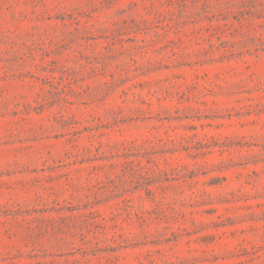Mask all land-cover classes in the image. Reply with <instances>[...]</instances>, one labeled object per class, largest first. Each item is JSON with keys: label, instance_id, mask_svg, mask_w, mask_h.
I'll use <instances>...</instances> for the list:
<instances>
[{"label": "rangeland", "instance_id": "374dc122", "mask_svg": "<svg viewBox=\"0 0 264 264\" xmlns=\"http://www.w3.org/2000/svg\"><path fill=\"white\" fill-rule=\"evenodd\" d=\"M0 264H264V0H0Z\"/></svg>", "mask_w": 264, "mask_h": 264}]
</instances>
